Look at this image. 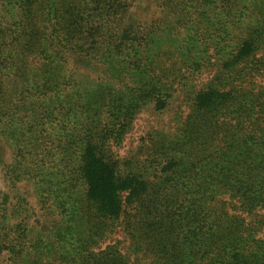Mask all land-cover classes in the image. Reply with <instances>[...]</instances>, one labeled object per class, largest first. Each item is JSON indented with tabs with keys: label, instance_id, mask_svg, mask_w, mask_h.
Listing matches in <instances>:
<instances>
[{
	"label": "trees",
	"instance_id": "obj_1",
	"mask_svg": "<svg viewBox=\"0 0 264 264\" xmlns=\"http://www.w3.org/2000/svg\"><path fill=\"white\" fill-rule=\"evenodd\" d=\"M0 264H264V0H0Z\"/></svg>",
	"mask_w": 264,
	"mask_h": 264
},
{
	"label": "rangeland",
	"instance_id": "obj_2",
	"mask_svg": "<svg viewBox=\"0 0 264 264\" xmlns=\"http://www.w3.org/2000/svg\"><path fill=\"white\" fill-rule=\"evenodd\" d=\"M178 106L179 103L175 104V108ZM163 120L167 122V117L159 116V114L155 113L152 109L145 110L139 115L137 121L135 122L136 126L132 132L131 140H129L131 143H129L130 146L139 144L140 139L145 136L148 130H150L153 126L161 124Z\"/></svg>",
	"mask_w": 264,
	"mask_h": 264
}]
</instances>
